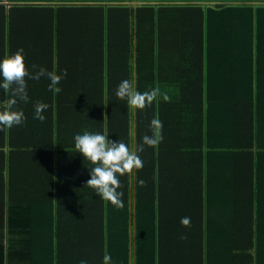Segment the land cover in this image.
I'll return each instance as SVG.
<instances>
[{
    "label": "trees",
    "instance_id": "trees-1",
    "mask_svg": "<svg viewBox=\"0 0 264 264\" xmlns=\"http://www.w3.org/2000/svg\"><path fill=\"white\" fill-rule=\"evenodd\" d=\"M20 48L30 66L59 74L68 65L56 103L60 114L67 99L78 134L106 130L133 147L158 119L163 139L139 153L142 169L119 177L117 208L85 186L93 165L58 124L51 146L75 158L46 165L45 190L25 187L32 174L24 172L5 188L0 171V264H102L105 253L112 264H162L172 238L199 251V264H242L240 253L264 264V0H0V59ZM123 80L160 94L134 113L115 94ZM6 140L0 126V148ZM28 202L58 203L59 214ZM178 202L195 204L190 227L173 221L169 203ZM69 203L78 207L63 211ZM226 205L246 221H217L211 207Z\"/></svg>",
    "mask_w": 264,
    "mask_h": 264
},
{
    "label": "crops",
    "instance_id": "crops-1",
    "mask_svg": "<svg viewBox=\"0 0 264 264\" xmlns=\"http://www.w3.org/2000/svg\"><path fill=\"white\" fill-rule=\"evenodd\" d=\"M72 38L77 41V37L72 36ZM10 50H7L4 57L7 55H10ZM24 61L25 58H24ZM27 68L31 73H35L39 69L40 66H37L36 69H33L32 66H30V63H25ZM62 69H66L68 72V65L62 67ZM61 69V70H62ZM72 74H67V78L70 77ZM27 83V94H28V102L25 103L23 101H19L16 105V109L22 110L24 112V115L26 117L25 122L16 129H7V140L3 143L2 148H0V171H2L3 179H4V185L5 188H7L10 185V178L13 176L16 177L19 172L24 173H31V176H28L27 179H29L28 184L24 185L25 187L31 188L33 191H40L45 190L46 186H43V180L45 176H48V169L46 165L51 166H58V162L62 163H70L74 160L75 155L71 154V152H65L60 151V149L56 146H51V144H56L59 140V128L58 124L61 126L60 130V137L61 135L68 134L69 138L72 139V136L74 138L75 135H77L79 132L75 129L76 127H72V121L74 118H76V114L73 115L72 108L68 106V101L65 98L64 106L60 108V114H59V105L56 103V97L58 94L53 93L49 90L47 87L45 79L40 80H33L26 78ZM63 83V82H62ZM61 83V84H62ZM48 92H51L54 98H51V96H48ZM0 96L4 98H8L3 90L0 92ZM64 95L62 94V97ZM70 99L72 98V95L68 96ZM54 100V103L52 100ZM37 102H43L48 105V108L46 111L43 112V115L45 116V120L43 122L34 119V113H35V105ZM72 105V102L70 103ZM73 140V139H72ZM60 160V161H59ZM235 165L232 161L228 168V178H231V167ZM242 167L245 170V167ZM236 171H240L239 168H237ZM67 175V174H66ZM48 179V177H47ZM45 179L44 181H46ZM243 182V181H239ZM46 185V184H45ZM66 185L68 183L66 182ZM40 186V190H38V187ZM60 203V202H59ZM223 204L220 202H217V204ZM34 202H28L27 206L25 207L28 210H33L36 207H41L38 204ZM74 203L65 204L62 209L63 211H68V208H76L78 206H74ZM171 204L172 209V218L173 221H180L182 217H190L189 211L192 209H195L194 203H185V202H178V203H169ZM48 206V210L50 207H53L54 212H56V216L59 214L58 211H56V207L60 206L58 203H44L42 205L45 209ZM41 207V208H43ZM217 207V208H216ZM222 206H213L211 208H216V217L217 221L219 219H222L224 222H228V219L231 215H234V217H238V220L240 222L246 221L242 218V212L240 210L234 209V208H226ZM170 208V207H169ZM264 209V207H262ZM218 209H227L225 212L224 210L220 212L221 210ZM60 211V210H59ZM232 211V212H229ZM29 212V211H28ZM31 214H34V212H30ZM211 213V212H210ZM262 212H256V215H260ZM27 215V212L25 214ZM67 215V214H66ZM66 215L63 217L64 222H74L72 219V216L66 217ZM264 215V213H263ZM88 220V218L84 215L82 212L81 217L79 218L81 221H86L85 218ZM23 221V219H20ZM26 221V220H24ZM240 222L236 225V229L234 228V232L239 231L237 228L242 227ZM18 223V221H17ZM19 224V223H18ZM247 224V223H244ZM250 224H247V227H249ZM195 230L192 229L189 232V237L194 238ZM193 234V235H191ZM172 241L173 245V251H169L164 259H162V264H188L190 262L191 264H199V261L201 260V253L199 251H196L195 249H189L193 248L192 245L184 244L181 241H179L177 238ZM169 241H170V234L168 236V239L164 242V246L167 245L169 247ZM254 256H255V252ZM90 254V253H88ZM87 254V255H88ZM234 255V254H233ZM236 256V255H235ZM242 257L241 263L242 264H248L244 257L245 253L242 255L241 253L238 255ZM257 256V251H256ZM193 259V261H189L190 259ZM244 259V260H243ZM58 261L57 258L54 259L55 262ZM51 264V263H49ZM229 264H235L233 258L229 261Z\"/></svg>",
    "mask_w": 264,
    "mask_h": 264
},
{
    "label": "clouds",
    "instance_id": "clouds-1",
    "mask_svg": "<svg viewBox=\"0 0 264 264\" xmlns=\"http://www.w3.org/2000/svg\"><path fill=\"white\" fill-rule=\"evenodd\" d=\"M24 50L18 49L15 53L0 59V89L8 97L0 100V126L11 129L13 126L22 125L26 117L22 110L16 109L19 101L28 102L26 78L40 80L47 77L50 80L49 90L55 94L62 91L57 85L67 75V70H62L59 74L55 71H47L39 67L35 73H31L24 62ZM36 69V65H32ZM116 96L121 100H127L128 104L134 109H144L150 105L160 94L159 88H154L147 92L136 90L134 81L123 80L117 87ZM164 99L169 97L164 95ZM48 105L43 102H37L35 105L34 119L41 122L45 120L43 112ZM153 135H145L142 143L129 147L120 140L113 141L108 138V132H88L74 136V148L85 160L89 161L93 167L90 168V178L85 186L93 188L98 196L104 201L111 203L117 208L123 207L121 199L122 193L119 191L121 182L119 177L132 175L134 170L143 168V160L139 153L144 151V146L158 147L163 137L161 134L162 122L158 119L151 121ZM141 187L145 186L144 180H139ZM183 227L191 226L190 217H182L180 221ZM181 236V239H186ZM79 264H87L86 260H81ZM102 264H112V258L105 253Z\"/></svg>",
    "mask_w": 264,
    "mask_h": 264
},
{
    "label": "water",
    "instance_id": "water-1",
    "mask_svg": "<svg viewBox=\"0 0 264 264\" xmlns=\"http://www.w3.org/2000/svg\"><path fill=\"white\" fill-rule=\"evenodd\" d=\"M135 6H137L136 4L134 5V7ZM136 112V109H134V113ZM133 211V210H132ZM135 228H136V226H135V218L134 217H132V221H131V232H132V236L133 237H135ZM134 240H135V238H134ZM132 253H133V255H134V257H135V247H133L132 248ZM134 263V261L132 262V264Z\"/></svg>",
    "mask_w": 264,
    "mask_h": 264
}]
</instances>
